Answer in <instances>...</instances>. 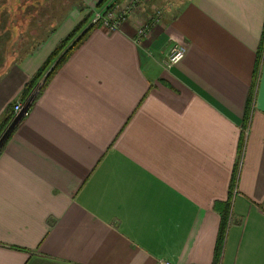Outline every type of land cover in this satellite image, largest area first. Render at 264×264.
I'll return each mask as SVG.
<instances>
[{
    "label": "crops",
    "instance_id": "obj_1",
    "mask_svg": "<svg viewBox=\"0 0 264 264\" xmlns=\"http://www.w3.org/2000/svg\"><path fill=\"white\" fill-rule=\"evenodd\" d=\"M51 6L27 8L31 35L0 55V123L83 17L46 25ZM139 9L162 10L147 36L139 11L95 28L3 144L0 264H215L224 214L219 264H264V0Z\"/></svg>",
    "mask_w": 264,
    "mask_h": 264
},
{
    "label": "rangeland",
    "instance_id": "obj_2",
    "mask_svg": "<svg viewBox=\"0 0 264 264\" xmlns=\"http://www.w3.org/2000/svg\"><path fill=\"white\" fill-rule=\"evenodd\" d=\"M32 1L34 3L32 6L28 8V10L34 7H37V6L39 7V9H44V7H48L52 5L49 8L50 15L43 17V21L46 25L55 24V26H57L59 23H61L63 19L68 18L71 15V13L74 12L77 15L80 14L83 16L82 19L77 24H79L82 20L86 18L89 19L91 16L89 20V24L86 25L85 27L86 29L89 28L90 26L95 25V28L103 27L107 31H115V26L114 27H112V25L106 26L104 25L103 20H104V17L107 16L109 12H113L115 14V8H117V6L119 7L121 13L123 14L126 13V10L128 8L130 9V11H132L133 9H134L133 10L134 12L139 11L138 12V14L140 15L139 17H142V19H139L138 22H136L138 24L136 28V34L138 32V28H143L142 26H144V23L150 21L149 16L146 18V20H143V16L141 14L143 12H141V10L139 9L141 5H143V0L136 1L134 7L131 6L133 0H106L102 4H101L102 0H18V4L15 5L14 7L13 5L15 4V0H0V42H2L1 44L5 45V46L3 45V48L0 47V53H1L0 55L2 54L6 55L9 53L15 56L17 53V52L15 53V50L20 49V45H19L20 37H24V39H27L26 36L31 35L30 34L31 33L30 21H31L32 16L30 15V13L25 12V6H23L22 4L32 2ZM145 1L148 2L149 0H144V2ZM69 6H72L70 11H68L67 9ZM13 9H15L14 13L11 12V10ZM104 11L105 12L108 11V13H105ZM31 13H34L35 17L38 16L37 12L33 11ZM98 13H100L102 17L98 22L93 23L92 21ZM132 13L128 16V19L129 17H131ZM153 15H154V20H156L158 17L160 18L162 17V14H159L158 12H156V13H153L150 16V18H152ZM15 21H18V22L23 21V26H21L20 28L22 27L24 29L26 28V30H28V33L24 31V34H23L24 36L22 35V33H20L18 36L16 34V37H14L13 33L10 32L8 24H12L13 22L15 23ZM52 29L53 28H51V30ZM84 31L85 29L82 30L79 36L82 33H84ZM8 43H10L8 45V51L5 52L6 44ZM5 57H0V65L5 62ZM9 60H10L9 57H6V63ZM1 70L2 68H0V72ZM35 91H37L36 88L31 93H29L25 97L26 100L25 99L24 100L28 103H30L31 101L33 102V93ZM17 124H15V126H11L12 125V120H11L9 125L4 129V131L2 132L0 136V149L5 143L6 139L10 136L11 131L14 129V127H16Z\"/></svg>",
    "mask_w": 264,
    "mask_h": 264
},
{
    "label": "trees",
    "instance_id": "obj_3",
    "mask_svg": "<svg viewBox=\"0 0 264 264\" xmlns=\"http://www.w3.org/2000/svg\"><path fill=\"white\" fill-rule=\"evenodd\" d=\"M104 1L106 0H102L101 4ZM33 3L34 2L32 1V2L22 4L23 6H25V12H27V8L32 6ZM17 4H18V0H15V4L13 5V7ZM11 12L14 13L15 9L11 10ZM90 18L89 19L86 18L82 20L79 24H77L75 28L57 45V47L53 50V52L50 54V56L41 66V68L36 73V75L26 84L25 90L23 93L24 97H26L29 93L33 91V89L38 85L39 81L48 72L47 76L44 78V81L41 87L39 88L38 95L42 93L45 90L46 86L49 84V82L52 80L54 75L59 71V69L70 59V57L75 53V51H77L85 43V41L88 39V37L91 35V33L93 32L95 28V25L90 26L87 29L85 28L86 25L89 24ZM83 29H85L84 33H82L79 36V34L82 32ZM260 50H261V54L259 55V62H260V58L263 57V51H264L263 45ZM253 91H254V87L249 96V101H248L249 107L253 101V95H254ZM13 106L14 104L12 105V109H13ZM13 116H14V112L7 113L3 121L0 123V136L2 132L4 131V129L9 125L10 121L13 119ZM244 140H245V135L242 134L241 140H240V154L242 153V150L244 147ZM1 150H2V147L0 151ZM235 177H234L233 183L235 181ZM227 221H228V217L224 214L222 216L221 228H220V233H219V238H218V243H217L215 264H219L221 260Z\"/></svg>",
    "mask_w": 264,
    "mask_h": 264
},
{
    "label": "built area",
    "instance_id": "obj_4",
    "mask_svg": "<svg viewBox=\"0 0 264 264\" xmlns=\"http://www.w3.org/2000/svg\"><path fill=\"white\" fill-rule=\"evenodd\" d=\"M136 1H142V0H133L131 6L134 7ZM133 10L130 11V9L128 8L126 10V13L123 14V13H121L119 7L117 6V8H115V14L113 12L108 13V11L107 12L104 11L105 13H108V14H107V16L104 17L103 23L106 26H108V25H112V27L115 26V30H118L123 26V24L125 22H127L128 16L133 12ZM156 12H158L159 14H162L161 9H157L154 11V13H156ZM101 17H102V15L100 13H98L92 22L93 23L98 22L101 19ZM159 21H160V17H158L156 20H154V15H153L152 18H150V21L144 23V26H142L143 28H138V32H137L138 38L141 39L142 37L147 36L151 24L155 23V22H159ZM177 52H183L184 57H185L186 52H187L186 44L181 43V42H176L175 44L172 45V47L170 48V51L168 53L167 60H166V64L168 66L171 63V58L173 56H175L177 54ZM171 66H174V65H171ZM171 66H169V67H171ZM13 111H14V116L12 119V124L14 121H16V119L21 121L22 119L28 117L31 114V103L18 100L14 103ZM18 122H16V124ZM14 126H15V124H14ZM158 264H173V263L169 260H162Z\"/></svg>",
    "mask_w": 264,
    "mask_h": 264
},
{
    "label": "clouds",
    "instance_id": "obj_5",
    "mask_svg": "<svg viewBox=\"0 0 264 264\" xmlns=\"http://www.w3.org/2000/svg\"><path fill=\"white\" fill-rule=\"evenodd\" d=\"M183 58H184V53L177 52V54L171 58V63L169 66L179 64Z\"/></svg>",
    "mask_w": 264,
    "mask_h": 264
},
{
    "label": "water",
    "instance_id": "obj_6",
    "mask_svg": "<svg viewBox=\"0 0 264 264\" xmlns=\"http://www.w3.org/2000/svg\"><path fill=\"white\" fill-rule=\"evenodd\" d=\"M41 85H42V83H41ZM41 85H40V86H41ZM39 88H40V87H39ZM33 99H34V97H33ZM30 103H32V101H31ZM18 121H19V120L16 119V121H14L13 124H16V122H18ZM13 124H12L11 126H14ZM8 132H9V130H8ZM6 134H7V133H6Z\"/></svg>",
    "mask_w": 264,
    "mask_h": 264
}]
</instances>
